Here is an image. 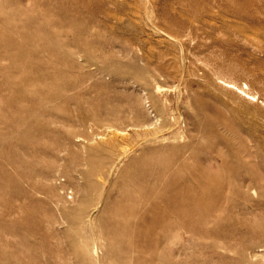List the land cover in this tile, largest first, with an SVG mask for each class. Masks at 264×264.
I'll list each match as a JSON object with an SVG mask.
<instances>
[{"label": "rangeland", "instance_id": "obj_1", "mask_svg": "<svg viewBox=\"0 0 264 264\" xmlns=\"http://www.w3.org/2000/svg\"><path fill=\"white\" fill-rule=\"evenodd\" d=\"M0 264H264V0H0Z\"/></svg>", "mask_w": 264, "mask_h": 264}, {"label": "bare ground", "instance_id": "obj_2", "mask_svg": "<svg viewBox=\"0 0 264 264\" xmlns=\"http://www.w3.org/2000/svg\"><path fill=\"white\" fill-rule=\"evenodd\" d=\"M37 35V34H36ZM36 39V38H35ZM33 41H34V39H33ZM20 55H21V53H20ZM23 59V58H22ZM21 60V59H20ZM22 63V62H21ZM32 70V69H31ZM28 73V72H27ZM28 75V74H27ZM32 76V75H31ZM26 77V76H25ZM35 82V81H34ZM33 82V83H34ZM30 85V84H29ZM32 87H33V84H32ZM234 87V86H233ZM35 88H36V86H35ZM30 89H32L31 87H30ZM37 89V88H36ZM29 90V89H28ZM34 90V89H33ZM38 90V89H37ZM32 91V90H31ZM35 92H36V90H35ZM38 92V91H37ZM36 92V93H37ZM49 94V93H48ZM248 98H251V97H247V99ZM254 98V97H253ZM251 100H253V99H251ZM255 100V99H254ZM14 103V102H13ZM161 159V158H160ZM136 166V165H135ZM138 166V165H137ZM143 166V165H142ZM143 169V168H142ZM145 171V170H144ZM138 172V171H137ZM137 172H136V176H137ZM139 173H143V172H139ZM145 173V172H144ZM142 175H144V174H142ZM135 176V177H136ZM141 176V175H140ZM145 176V175H144ZM143 176V177H144ZM132 177V176H131ZM135 177H133V178H135ZM138 177H139V174H138ZM142 177V178H143ZM141 179V178H140ZM140 181V180H139ZM177 181V180H176ZM143 182V181H142ZM173 182V181H172ZM175 182V181H174ZM188 186H189V184H188ZM212 186H214V185H212ZM179 187V186H178ZM190 187V186H189ZM218 187V186H217ZM134 188V187H133ZM144 189V188H143ZM175 189V188H174ZM173 189V190H174ZM188 189V188H187ZM140 190H142L141 188H140ZM178 190H180V189H178ZM202 190V189H201ZM211 190V189H210ZM143 191V190H142ZM144 191H145V189H144ZM182 191V190H181ZM184 191V190H183ZM192 191V190H191ZM203 191V190H202ZM169 192H170V190H169ZM187 192V191H186ZM188 192H190V191H188ZM187 192V193H188ZM216 192H217V190H216ZM165 193V192H164ZM175 193V192H174ZM181 193H183V192H181ZM180 193V196H178L177 198H176V200H177V207H178V209H179V212H178V216H179V218L180 219H178V220H181V222H180V226H181V228H183V229H185L186 230V232H190V233H193V231H195L194 230V228L192 227V225H191V222H190V219L192 218V216H193V214H194V212H195V201H196V195H195V192H190V193H188L187 195V197L186 198H184L183 197V199H182V194ZM206 193V192H205ZM210 193V192H209ZM127 194V193H126ZM142 194H143V192H142ZM176 194H177V192H176ZM129 195V194H128ZM161 195H162V193H161ZM172 195V194H171ZM179 195V194H178ZM126 196V197H125ZM130 196V195H129ZM128 196V197H129ZM184 196H185V194H184ZM204 195H202V197H203ZM124 197L127 199V195H124ZM165 197V196H164ZM171 197V196H170ZM208 197V196H207ZM169 198V197H168ZM168 198H167V200H168ZM175 198V197H174ZM201 198V197H200ZM170 199V198H169ZM198 199V198H197ZM210 199H211V197H210ZM124 200V199H123ZM200 200V199H199ZM203 200V199H202ZM213 200V199H212ZM129 201V200H128ZM171 201V200H170ZM120 202V201H119ZM123 202V201H122ZM125 202V201H124ZM160 202V201H159ZM210 202V201H209ZM121 203V202H120ZM200 203V202H199ZM198 203V204H199ZM208 203V202H207ZM214 203V202H213ZM125 204H127L126 202L124 203V205L123 206H125ZM201 207L203 208V205L204 206H208V204L207 205H205V202H203V201H201ZM212 204V203H211ZM128 205H131V204H128ZM136 205V204H135ZM170 205V204H169ZM122 206V207H123ZM133 206H134V204H133ZM158 206V205H157ZM121 207V206H120ZM170 207V206H169ZM126 208H127V205H126ZM129 208H130V206H129ZM131 208H134V207H131ZM168 208V207H167ZM197 208V207H196ZM212 208H213V205H212ZM158 209L160 210V208L158 207ZM165 209V208H164ZM166 210V209H165ZM164 210V211H165ZM115 211H117V210H115ZM125 211H127V210H125ZM161 213V212H160ZM165 213L167 214V216H168V213H169V211H165ZM153 214V213H152ZM170 214H172V213H170ZM122 215V214H121ZM129 215V214H128ZM122 216H124L125 217V215L123 214ZM163 216H164V214H163ZM129 217V216H128ZM156 217V216H155ZM175 217H177V216H175ZM174 217V218H175ZM122 218V217H121ZM127 218V217H126ZM176 219V218H175ZM128 220L129 219H127V221L126 222H128ZM30 221V220H29ZM122 221H125L124 219L122 220ZM155 222V221H154ZM177 222V223H176ZM176 226H177V224H178V221L176 220ZM161 223V222H160ZM163 223V222H162ZM12 226V225H11ZM125 231H128V230H125ZM125 231H123V232H125ZM27 234V233H26ZM120 234H122V232L120 233ZM119 234V235H120ZM125 234H127V232H125L124 233V235ZM128 235V234H127ZM117 236V235H116ZM124 237V236H123ZM127 238H129V237H127ZM27 239V238H26ZM26 241V240H25ZM25 243V242H24ZM21 245V244H20ZM19 249H21V248H19ZM24 252V251H23ZM34 255V254H33Z\"/></svg>", "mask_w": 264, "mask_h": 264}]
</instances>
